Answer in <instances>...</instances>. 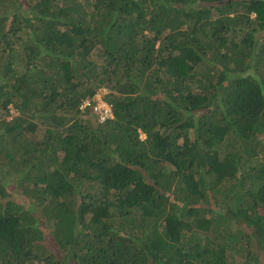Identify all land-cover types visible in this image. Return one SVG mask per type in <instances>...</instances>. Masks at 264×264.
Here are the masks:
<instances>
[{
    "label": "trees",
    "instance_id": "trees-1",
    "mask_svg": "<svg viewBox=\"0 0 264 264\" xmlns=\"http://www.w3.org/2000/svg\"><path fill=\"white\" fill-rule=\"evenodd\" d=\"M71 263L264 264V0H0V264Z\"/></svg>",
    "mask_w": 264,
    "mask_h": 264
},
{
    "label": "built area",
    "instance_id": "built-area-1",
    "mask_svg": "<svg viewBox=\"0 0 264 264\" xmlns=\"http://www.w3.org/2000/svg\"><path fill=\"white\" fill-rule=\"evenodd\" d=\"M102 94H104L103 90L97 91L91 99L83 101L80 107L81 110L90 108L97 116L99 122H104L113 117L112 106L108 103L106 97L104 98V96H102Z\"/></svg>",
    "mask_w": 264,
    "mask_h": 264
},
{
    "label": "rangeland",
    "instance_id": "rangeland-1",
    "mask_svg": "<svg viewBox=\"0 0 264 264\" xmlns=\"http://www.w3.org/2000/svg\"><path fill=\"white\" fill-rule=\"evenodd\" d=\"M99 90H103V93L104 94H102V96H104V98L108 95V93H109V90L107 89V88H100V89H98V91ZM14 115H17V112L13 109V108H11V114H9V115H7V118L8 119H11ZM95 119H96V117H95ZM97 121V120H96ZM142 137H145V135L142 133ZM71 264H73V263H71Z\"/></svg>",
    "mask_w": 264,
    "mask_h": 264
}]
</instances>
